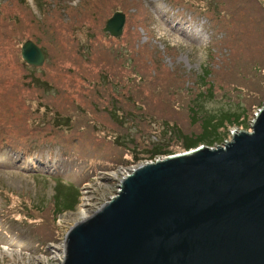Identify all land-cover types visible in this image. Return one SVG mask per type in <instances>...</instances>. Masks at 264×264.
Returning a JSON list of instances; mask_svg holds the SVG:
<instances>
[{"label":"rangeland","instance_id":"rangeland-1","mask_svg":"<svg viewBox=\"0 0 264 264\" xmlns=\"http://www.w3.org/2000/svg\"><path fill=\"white\" fill-rule=\"evenodd\" d=\"M215 2L0 0V264H60L79 210L114 196L153 145L169 150L154 159L186 151L171 128L200 131L194 96L221 136L208 146L250 129L264 100V30L234 31ZM117 10L115 37L103 28ZM28 39L45 49L41 66L22 59ZM209 84L213 97H199ZM242 106L244 123L226 119Z\"/></svg>","mask_w":264,"mask_h":264},{"label":"water","instance_id":"water-1","mask_svg":"<svg viewBox=\"0 0 264 264\" xmlns=\"http://www.w3.org/2000/svg\"><path fill=\"white\" fill-rule=\"evenodd\" d=\"M115 11L103 28L122 33ZM33 66L45 60L31 40ZM60 264H264V100L249 130L138 164L68 228Z\"/></svg>","mask_w":264,"mask_h":264},{"label":"trees","instance_id":"trees-1","mask_svg":"<svg viewBox=\"0 0 264 264\" xmlns=\"http://www.w3.org/2000/svg\"><path fill=\"white\" fill-rule=\"evenodd\" d=\"M215 1H216L215 4H213L214 6H217L218 8L221 7V9L225 13L228 12L230 22L234 24V31L243 33L245 31H250L252 28H254L257 32H261L260 30L262 31L264 30V26H263L264 23L262 21L264 19L263 18L264 17V5L262 4L260 0H215ZM188 5L192 6L191 3H189ZM256 8L259 10H263L262 14H259L256 11ZM42 51L46 58L45 49H42ZM209 74L210 72L206 68H203L202 75L200 76V78L204 80ZM213 95L214 94L212 92L211 84H209V86L206 88L204 92L199 93V97H202L204 99L211 98L213 97ZM198 101L199 99L197 98V96H194L192 100H190V103L188 105V110H189L188 117H189L190 122H194V123L199 122L198 124H199L200 131L197 133L184 134V133H181L180 130L176 129V127L174 126H172L174 128H171L174 131L173 133H175L176 131V133L178 134L181 140V143L183 145V148L185 150L195 148L199 145L215 144L217 143L216 141L220 140V137H221V136L218 138L216 137L217 135H219V133H217L218 130H216L218 127H214V125L216 124V121H214L215 120L214 116L210 114L205 115L206 114L205 112L201 114L199 110L203 111L202 109L203 102H200L201 103L200 104ZM262 102H261V106H262ZM242 112L243 114L238 113L237 111H232L224 116L227 117L226 119L232 123L238 122V120L242 118L240 121L244 123L247 118L246 117L247 109L244 106H242ZM39 147H40V144H37L33 148L38 149ZM61 147H62L61 149L63 150V152L67 151L66 148H64L65 146H61ZM168 151L169 150H166V148L161 146L160 144H155L151 147L148 157L149 159L153 160L156 155L169 154ZM85 161H88V160L86 159ZM135 161H137V159L132 160V162H135ZM128 162L129 161H124L123 164L128 163ZM54 195L55 193L53 194V196ZM57 204L58 202H54V210L57 209V207H59Z\"/></svg>","mask_w":264,"mask_h":264},{"label":"bare ground","instance_id":"bare-ground-1","mask_svg":"<svg viewBox=\"0 0 264 264\" xmlns=\"http://www.w3.org/2000/svg\"><path fill=\"white\" fill-rule=\"evenodd\" d=\"M159 159H161V158H159ZM128 174V173H127ZM126 175V174H125ZM124 176V175H123ZM103 204V203H102ZM102 204H100V205H98L97 207H95L93 210H95V209H97L98 207H100ZM93 210H91V211H93ZM79 213L82 215V217H84V216H86V214H85V209H81V210H79Z\"/></svg>","mask_w":264,"mask_h":264},{"label":"built area","instance_id":"built-area-1","mask_svg":"<svg viewBox=\"0 0 264 264\" xmlns=\"http://www.w3.org/2000/svg\"><path fill=\"white\" fill-rule=\"evenodd\" d=\"M159 158H157V159H153V160H147V161H150V162H152V161H155V160H158Z\"/></svg>","mask_w":264,"mask_h":264}]
</instances>
